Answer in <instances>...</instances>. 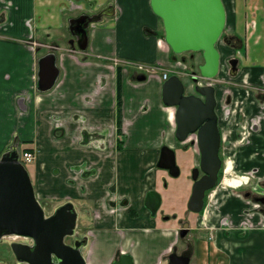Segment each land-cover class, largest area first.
<instances>
[{
  "label": "crops",
  "instance_id": "crops-1",
  "mask_svg": "<svg viewBox=\"0 0 264 264\" xmlns=\"http://www.w3.org/2000/svg\"><path fill=\"white\" fill-rule=\"evenodd\" d=\"M108 1L111 0H0V41L6 51L0 53V63H8L6 68L0 69V93L7 96L3 103L9 108L4 118H11V110L14 106L13 93L16 96L33 90L38 59L49 51L40 43L57 44V63L60 67L58 81L50 91L34 95L31 110L35 112L36 118L42 121L45 134L51 137L54 143L64 142L65 150L71 148V151H63L60 155L53 156V163L50 165L38 163V177L43 187L40 191L45 192L44 186L50 177L54 178L52 189H55L52 192L55 194L65 192L67 194H61L63 197L72 196L80 201L81 225L93 238L91 247L84 252L86 264H108L120 249L129 251L135 264H156L175 241V234L172 229L166 227V223L155 220L150 224L146 217L147 212L142 206V197L152 179L142 180V175L139 176L132 201L127 195V190L118 189V196L127 198L128 204L120 215L106 213L104 205L109 196L107 188L111 183L110 177L106 182L104 181V184L92 182L91 177L97 176L98 172L109 175L117 169L116 163L123 151L115 150V153L113 152L106 159L111 161L108 167H105V162V165L99 167L97 171L96 167L102 163L106 154L104 151L102 153L93 149L92 145V147L83 146L80 142L83 118L78 115L89 118L91 126L101 127L103 120L113 112L115 73L111 70L112 65L107 61L114 59H121L124 62L136 61L158 70L151 73L146 81L139 83H133L126 75L121 74L122 116L123 124L127 126L124 133L126 137L128 138L130 129L137 122L143 101L146 99L150 100L152 110L160 113L159 125L155 126V132L156 134L158 132L159 136L155 143L156 152L159 142L164 137V131L169 129L170 122L165 117L166 110L161 102L162 81L159 71L170 65L171 52L162 40L163 34L160 32L163 30L162 21L147 6L146 1L121 0L122 9H111L109 14H101L102 17L98 21L89 24L88 47L85 52L68 51L69 19L83 13H99ZM7 10L15 12L7 13ZM245 10L251 11V9H243L235 23L240 22L239 25H242L241 18ZM230 11H234V15L228 18L232 19L231 24L235 25L237 12L235 9ZM257 39L262 40L256 34L250 44H257ZM12 48L14 54H11ZM259 53L263 59L264 42L261 43ZM101 77L107 79L103 85L105 87L97 88L95 91L100 85ZM141 93L144 95L142 98ZM52 117L59 118L60 124L64 126V134L60 139H56L52 134L56 124ZM253 142L254 145L247 147L246 150L251 154L256 151L263 153L264 129L261 135L254 136ZM36 143L38 146L39 142ZM126 144L125 141L124 146ZM148 155L152 158V151ZM245 157H248L247 153L239 156L241 161L238 164L236 162L238 167L246 169L247 166H258L261 169L259 174H264L263 157L258 156L261 161L251 156H249L250 161H246ZM58 161L62 164L64 176L62 175L59 185L55 186L54 172L57 171H53L52 168L58 167ZM148 162L150 166V160ZM82 166L95 172L83 178L79 177L78 168ZM74 167L77 172L73 170ZM79 186H83V190H80ZM52 192L46 191L47 194ZM133 208L136 214L129 212V209ZM95 211H99V214L96 217L91 215L90 218L89 215ZM236 211L238 212V209ZM143 222L149 223V226L142 225ZM216 238L219 246H216L215 242L210 247H206L205 243L200 246L201 264H211L210 261H213L212 264L217 261L219 264H264V228L246 231L221 229L217 232ZM158 239L163 242L153 252L154 254L144 250L142 255V247L146 248L150 241ZM257 239L259 244H256Z\"/></svg>",
  "mask_w": 264,
  "mask_h": 264
},
{
  "label": "flooded vegetation",
  "instance_id": "flooded-vegetation-1",
  "mask_svg": "<svg viewBox=\"0 0 264 264\" xmlns=\"http://www.w3.org/2000/svg\"><path fill=\"white\" fill-rule=\"evenodd\" d=\"M144 1H146L147 6L150 7V3H149L150 0H144ZM222 1L224 3V0ZM122 4H123V1L121 0H111V1H108L107 4H105L101 8L103 10H101L99 13L89 14V15L109 14L111 9H122L123 7ZM259 5L261 6V9H251V11L249 10V12L247 10L244 11V14L241 18L242 25H239L240 22H238V24L235 23L236 21H238V18H239V13H238L239 9H235L237 12L236 20L234 21L235 25H232V30L230 32L224 33L225 28L227 26V22H228V9H226V5L224 3V7L226 11V22H225L224 31L218 40V42L222 40L226 46L230 47L231 49L235 51L234 55L226 59L228 72L231 73L233 76H236V79L238 77L243 76V81L245 82V83L240 84L241 87L238 88L239 96L244 97L245 107H246L245 112L243 114V123H239L238 121H235L234 123L236 126L238 125L241 126V130L238 127L239 128L238 134L233 135V138H234L233 141H237L238 143L235 144L230 139V137H228V135L224 133V128L222 126L224 124L223 123L224 121H222L224 120V118L222 117V114L220 113V110H219L220 100L221 98L224 100L223 109L225 110H222L223 115L225 113L229 116L232 114L231 113L232 109L228 111L229 108L227 105H230V103L232 102V97L235 96V94L233 93L234 91L231 87L225 88L223 90V89H220L219 85H217L215 82L216 75L222 69V63H221L222 52L220 51L218 47V42L216 46L220 53L219 69H218L217 74L211 79L204 78L200 76L199 74L198 65L203 62V57H202L201 52H193V53L185 52L183 54L185 57L184 61L180 57V60L184 64L185 71H186V72L185 71L183 72L184 73L183 76L179 75L183 83L185 95L194 94L204 100V96L197 93L194 90V87L196 85H199V86L212 85L214 87V98H215L214 112L217 116V127L219 131L218 155L220 157V168L218 171V177H217L215 186L205 191L204 193L202 209L198 212H194V211H191L188 207V200L191 195L193 183L195 181L192 175L195 169H196V175H195L196 179H199L204 174L200 166L201 150L198 145L197 130L194 132L188 133L184 139L179 140L176 137V133H175L176 124H175V128L173 129L172 135L170 137H169V132L164 131V137L159 142L160 144L158 146L157 152L155 148V143L152 146L153 147V149H151L152 159L150 160L149 168L155 166L157 169H153V168L151 169V171L153 172L151 176L152 182L150 186H148L147 189L143 193L142 206L147 212L146 217L150 223H152V221L154 222L155 220L157 221L159 220L160 222L162 221V223L171 222V224L173 223L177 224L178 222L179 224L178 230L174 231L175 241L170 245L168 251L164 253V255H162L161 257L162 260H165L164 264H168L169 255L174 252L177 255L188 256L189 257L188 264H190V262L192 261L191 260L192 254L193 255L197 254L199 255L197 264H201V259H202L201 254L202 253H201L200 246L198 243H203L204 245L205 242L204 240H201L200 238H198V240L195 241V244H194L195 247H194L191 241L189 239H186V235L189 233L190 229H192L189 226L190 224L189 219H184L182 218V216L178 217V215L182 212L187 217H189L188 215H195V216L200 215L201 220H203L201 221L202 228H207V229L208 228L211 229L212 227L214 228L213 224L208 225L204 222L206 209L208 206L207 195L209 191H212V190L215 191L214 193H216L215 189H217V187L221 183L222 184L224 183L223 186L227 187L225 185L226 179H239L240 180L239 185L238 184L236 185L228 184L234 189H237L242 185H245V188L246 187L247 188L244 191L242 196L238 192H236L237 195L241 196V197H237V196L235 197L237 200L235 203L237 204V207L234 204V201H232L230 202L229 207L227 208L230 211L231 219H229L227 209H225L224 212L222 213L223 214L222 218L219 220V223L217 224V228H219V230L216 229L213 236H210V239H216L217 231H221V229H224L226 231L231 230V226L233 224L235 226V228L233 229H240L243 231L264 228V174L263 175L259 174V171L261 169L258 166H253V167L247 166L248 168H246L244 172L240 167H238L234 159L236 148H238L236 147L238 146L237 144H241V142L247 143L248 141L251 140V138L253 139L254 136H256V134L261 135L264 129V58L261 59V56L259 53L261 43L264 42V30H263L264 0H260ZM83 14H87V13H83ZM238 25L240 28H242L245 31V34L243 33V35L245 36L244 38H242L241 33L239 32V30H237V28L239 29ZM88 27H89V24H88ZM68 32H69V38L67 39L68 51L85 52V50L88 47V41H87V44L84 50L77 47L76 37L71 32L70 19L68 21ZM256 34H257V37L258 36L261 37L262 40L257 39L258 41V42L256 41L257 44H252V43L249 44V42L252 41V37H255ZM40 45L45 46L47 49H49V51H47L46 53L52 52L56 55V65L59 69V73H58V76L55 82L56 84L58 81L59 75H60V67L57 63L58 57H57V50H56L58 49V46L55 43L51 45H43L40 43ZM247 45H250V49ZM244 46L248 47L247 51L250 54V56L247 55L246 57L245 65L243 64L242 59L237 54V51L241 49V47L244 48ZM171 58H172V53H171ZM174 61L175 59L172 58L171 63H173ZM107 62L108 64L112 65L111 70H113V72L115 73V81H114L115 82V87H114L115 96H114L113 112L110 113V115L109 114L107 115L108 118L105 116L106 119L103 120V126L101 127L95 126V125L91 126V120L89 118L83 115H78V116H81V118H83L81 122V127H80L81 144L87 147H90L92 145L93 147L92 146L91 147L93 149H97L98 152L101 151L103 153L104 151L106 156L103 160L108 159L109 156L113 154V152L115 153V150L121 151L125 144L126 135L124 133H125V128H127V126L123 124V116H122L121 74L123 73L124 75H126L128 79L132 81L133 83H139V82L146 81L151 73H155L158 71L153 66L145 65L143 63H138L136 61H125L124 62V60H121V59H114L112 61H107ZM186 62L188 64H186ZM37 66H38V63H37ZM140 66L141 68H139ZM172 71L173 70L170 69L168 66L161 69V71H159L160 80L162 81V83L164 80H166L171 75ZM243 72H244V75H241ZM139 75H144V79L139 80L138 79ZM36 81H37V73H36ZM36 81H35V85L33 86L32 91L30 92L27 91L26 94L22 93L14 97L13 105L15 104L16 109H18L19 114L23 113L22 109H25V110L31 109L32 99H34V95L36 93L38 94L45 93L47 91H50L55 86L54 84L52 88H50L49 90L40 91L36 88ZM106 81L107 79H105L104 77H101L100 85H98V87L95 88V91L97 88L99 89L102 87L104 88L105 86L103 85ZM87 98L90 99V97H87ZM161 102H162V99H161ZM237 102L238 101L236 100L235 103L237 104ZM239 104H237V106H239ZM162 105L165 108V110L170 108V107L165 106L163 103ZM150 110H151L150 100L146 99L145 101H143L142 108L140 109V111L148 113ZM170 112L171 113H169V111H166L165 117L168 115V119L167 117L166 119L171 123V120L174 119V112L173 110ZM238 115L240 116V113ZM238 115H235L237 119H239ZM52 119H54L53 121L56 123L52 134L54 135L56 139H60L61 136L64 134V130H63L64 126L60 124L59 118L52 117ZM164 128H167V126H164ZM33 141H34V138L32 140L22 141L19 137L15 136V139H13V141L12 140L10 141L11 143L7 146L5 152L10 150L12 147H15L21 159V156L25 151H30L32 153V159L30 161L26 162L21 159L22 163L26 167V163H29L33 159H35V155L37 154V153L36 154L34 153L35 150L37 151V147L36 145H33ZM23 142L25 143L24 145L26 144L32 145L35 148V150L33 151L32 149L33 147H29V148L25 147L24 145H22ZM162 146H167L174 151L175 163L179 169L178 175L173 176L171 175L169 168H166V167L163 168V167L157 166V163L160 159ZM258 156L259 157L261 156L264 159V152L263 153L260 152ZM37 168H38V163L35 166V172L33 171L31 172L28 171V172H29V175H30V178H31L34 190H35L36 197L38 201L40 202V204L42 205V207L44 208L43 203L50 204L53 207L52 212L49 213L51 214L55 211V209L59 205L64 204L66 202H71L74 208L76 209L77 221H76V227L74 229V233L72 235L65 236L64 242L72 246L75 242L80 243V245H82L80 247V251L86 263V257H85L84 252L91 247L93 243L92 242L93 238L88 235V231H86L87 229L83 228L81 225L79 210H77L75 206L76 204L75 201L77 200H75V198L72 196L63 197L61 194H55L54 192H52V194L51 193L47 194L46 191L44 193L43 191H40V189L43 187L41 185L42 181H40L38 177ZM73 170L77 172L76 168H74ZM78 170L80 171H79V174L77 175L79 177L82 176V178L85 176H88L89 173L91 172H95L92 169H86L85 166L78 168ZM254 176H255V181H253ZM91 178H95V176ZM174 179H177V180H174ZM170 180L180 181V184L178 186L180 188L184 187V189L187 190V193H188L187 199L185 200V205L182 204L180 206V209L178 210H176V206H173L172 208L170 207V209L166 211H160V208L162 204L164 203L163 195L171 187ZM93 181L94 180H92V182ZM109 186L107 188V192L109 196L106 199L107 201L106 205H104L106 209L105 211L106 213H114V214L120 215L123 208L126 206V204H128V200L127 198L118 196L117 194L118 191L113 186H110V187ZM259 187H261V190L259 189ZM79 188L80 190H83V186H79ZM150 190H156L161 195V203L158 209L156 210L155 216H151L150 211L144 206L145 196L147 192ZM234 194H235V191H234ZM237 209L240 215V218L238 220H237V215L235 216L234 215L235 213L232 212V210H237ZM44 211H45V208H44ZM129 212H133L136 214L135 208L129 209ZM49 214H46V215H49ZM98 214H99V211H95L93 214H90L89 216L90 218H91V215L92 217L93 216L96 217ZM158 216L161 219H157ZM231 220L234 222H232ZM182 228L185 230L183 235H181L180 233ZM178 239H181V242L184 243V247L180 251H178L177 246H176ZM12 241H21L24 243H31L30 239H26L24 237H20V240L13 239ZM12 241H10L8 244L9 249H10V243ZM213 243H214L213 241L211 242L207 241V244H210V245H207L206 247L208 246L210 247ZM122 253H129L132 256V254L129 251L120 249L116 253V256L108 264H111L113 261L118 259ZM14 259H15L14 264H27L25 262L17 261L15 256H14ZM161 259L156 264H161ZM133 262H134V259H133ZM212 262L213 261H210L211 264ZM218 262L219 261H217V263Z\"/></svg>",
  "mask_w": 264,
  "mask_h": 264
},
{
  "label": "water",
  "instance_id": "water-1",
  "mask_svg": "<svg viewBox=\"0 0 264 264\" xmlns=\"http://www.w3.org/2000/svg\"><path fill=\"white\" fill-rule=\"evenodd\" d=\"M152 12L162 21L163 40L172 51V58L185 52H201L203 62L198 65L200 76L213 78L219 69L220 53L217 42L221 37L226 11L222 0H150ZM101 15L82 14L70 19L72 34L77 47L84 50L88 41V24L98 21ZM233 63V62H232ZM59 69L56 55L46 53L38 59L36 88L46 91L55 84ZM138 79H144L139 75ZM194 94L185 95L180 77L173 73L161 86L162 103L175 107L174 121L176 137L184 139L188 133L198 132L201 150L200 166L204 174L195 179L188 207L198 212L203 206L205 191L215 186L220 168L218 155L219 131L214 112L215 98L212 85H196ZM164 164V165H163ZM159 167L169 168L171 175L179 174L174 151L162 146ZM161 203L156 190L147 192L144 206L155 216ZM77 212L71 202L59 205L49 215L38 201L28 170L19 159L15 147L0 157V239L5 236H19L30 239L31 243L12 241L10 249L19 262L27 264H86L81 254L80 243L69 245L64 237L72 235L76 227ZM184 228V227H183ZM181 229V235L185 230ZM189 257L169 255L168 264H188ZM111 264H134L129 253H122Z\"/></svg>",
  "mask_w": 264,
  "mask_h": 264
},
{
  "label": "rangeland",
  "instance_id": "rangeland-1",
  "mask_svg": "<svg viewBox=\"0 0 264 264\" xmlns=\"http://www.w3.org/2000/svg\"><path fill=\"white\" fill-rule=\"evenodd\" d=\"M224 3L226 5V9H228V17H231V16L233 17L234 15V11H230L231 9H239L238 13H241L243 9H261V6L259 5L260 0H224ZM6 12L13 13L15 11L7 10ZM231 20L232 19L229 20L228 18L227 26L225 28L224 33H228L232 30ZM237 30H239V32L242 35V38H244L245 36L243 35V33L245 34V31L240 27L239 29L237 28ZM160 32L161 34H163V30H161ZM247 46L250 49V45H247ZM247 46H244V48L241 47V49L237 51V54L242 59V62L244 65L246 64L245 60H246L247 55L250 56L249 52L247 51L248 50ZM218 47L220 51L222 52V58H221L222 69L216 75L215 82L217 85H219L220 89H223V90L225 88L231 87L234 91L233 93L235 94V96L232 97V102L230 103V105H227L229 108L228 111L232 109L231 115L228 116L225 113L223 115L222 110H225V109H223L224 100L222 98L220 100V105H219L220 113L222 114V117L224 118V120H222L224 121L223 123L225 124V125L224 124L222 125L224 128V133L228 135V137H230V139L233 141L234 140L233 135L238 134L239 128L241 130V126L239 125L236 126L234 123L235 121H238L239 123H243V114L246 109L244 97L239 96V93H238L239 91L238 88L241 87L240 84L245 83V82L243 81V76L238 77L236 79V76H233L231 73L228 72L226 59L234 55L235 51L231 49L230 47L226 46L222 40L218 42ZM4 52L6 51L3 49V46L0 41V53H4ZM7 53H11V52L7 51ZM11 54H14L13 48H12ZM180 57H181L180 55H177L175 61L173 63H170L168 67L173 70L172 72L174 73L176 72L178 73V75L183 76L184 75L183 72L185 71V66L181 62ZM186 64L188 63L186 62ZM7 66H8V63L6 62L0 63V69H4ZM241 75H244V72ZM141 94H142L141 98L144 97L143 93ZM14 97H15V94L13 93V103H14ZM5 98H7V96L4 95L3 93H0V157L5 152L7 146L11 143L10 141L11 140L13 141V139H15V136L19 137L22 141L32 140L34 138L33 145H36L37 151L32 145H29V144L24 145L25 143L24 142L22 143V145H24L27 148L33 147L32 148L33 151L35 150L34 153L35 154L37 153L35 155V159H33L29 163H26V169L29 172L31 171L35 172V166L37 163L43 162V163H47L48 165H50V163H53V156L57 154L60 155V153H62L63 151H67V152L71 151L70 150L71 148H68L65 150L64 142L54 143L52 138L45 134L42 121L36 118L35 112L31 109L29 110L22 109L23 113L19 114L18 109H16V106L14 104L13 109L11 110V118H7V117L4 118V114L8 113L9 111V108H7L3 103ZM236 100L238 101L237 104L241 103L239 104V106H237V104L235 103ZM172 110L174 112L175 108L170 107L166 109V111H169V113H171L170 111ZM155 113H156L155 110H152V108H151V111L148 113L146 112L144 113L140 111V113L138 114L137 122L130 129L128 138L125 137V141L127 144L123 147L121 158H119L118 162L116 163L117 169H115L109 175H107L105 172H102V173L98 172L97 176L93 178L94 180L93 182L96 181L97 183L101 182L102 184H104V181L106 182L107 178L110 177L111 183L109 185L113 186L117 191L118 189H120L121 191L127 190V195L129 199L132 201L133 194L137 189V184L139 183V176L142 175V180L150 179L153 174L151 169L152 168L157 169L155 166L149 168V162L147 163V161L152 159L149 157L148 154L151 151L154 143L158 141V137H159L158 132L157 134L155 132L156 130L155 126L157 125L158 127L159 125L160 113H156V114ZM239 113H240V116L238 115ZM235 115H238L239 119H237ZM166 117L168 119V115ZM160 124H163V123H160ZM168 128H169L168 132H169V137H170L172 135L173 129L175 128L174 119L171 120V123L169 124ZM36 140L39 142L38 143L39 147L36 144L37 142ZM252 140L253 139L251 138V140L248 141L247 143L241 142V144H237L238 146L236 147L238 148H236V152L234 154V159L237 162V164L238 162L241 161V159L239 160V156L241 155L243 156V153L248 154V157H245L246 161H250L249 156L253 158L257 157V159L260 160V158L258 157V155L260 154L259 151L251 154L250 151L246 150L248 146L250 147L254 145V142ZM233 142L235 144L238 143L237 141H233ZM105 162H106V165H105ZM110 162H111L110 160H107V161L106 159L103 160L102 163H100L96 167L97 171L99 167L101 166L105 165V167H108L107 165ZM240 168L242 169V167ZM52 170L57 171V172H54L55 174L54 177L56 178V181H57V182L55 181V186H58L59 181L62 179V175L64 176V173L62 171V164L59 163L58 167L54 169L52 168ZM242 170L245 172V169H242ZM53 179L50 177H48L47 181L44 179L47 182L46 185L44 186V191L52 192L55 189V188L52 189ZM174 180H177V179H174ZM253 181H255V176H254ZM170 182H171V187L163 195L164 203L162 204L160 211H166L170 209V207L172 208L173 206H176V210H178L180 209V206L182 204L185 205V200L187 199V195H188L187 190H185L184 187L180 188L178 186L180 184V181L170 180ZM223 185L224 183L223 184L221 183L218 186L220 188L217 187V189H215L216 193H214L215 191L212 190V191H209L207 195L208 206H207L206 214L204 218L206 221L204 220V222L208 225L213 224L214 228L213 227L211 229L202 228L201 221L203 220H201L200 215H196V216L188 215L189 217H187L183 214V212L178 215V217L182 216V218L184 219H189V223H190L189 226L192 229H190L189 233L186 235V239H189L193 246L195 244V241L198 240V238H200L201 240H204L206 245H210V244H207V241L208 242L213 241L216 243V246H219L218 239L217 238L210 239V236H213L216 229L219 230V228H217V224L219 223V220L222 218V215H223L222 213L224 212V210L229 207L230 202L234 201V204H235L237 201L235 197L236 196L241 197L247 188V187L245 188V185H242L237 189H234L231 186L226 185V183L225 185L227 187ZM259 189L261 190V187H259ZM234 191H235V194L236 192H238L241 196L237 194L235 195ZM61 194L63 195L67 193L63 192ZM79 202L80 201H75L76 203L75 206L77 210L81 209ZM43 205H44L46 214H49L50 212H52L53 207L50 204L43 203ZM232 212L237 214V220H238L240 218L239 211L237 212L236 210H232ZM227 213H228L229 219H231V214L228 209H227ZM157 219H161V218H159L158 216ZM142 225L149 226V223L143 222ZM178 226H179L178 222L177 224L176 223L171 224V222L166 223V227L167 228L169 227L170 229H172L173 232L175 230L176 231L178 230ZM233 228H235L234 224L231 226V229ZM13 239L20 240V237L5 236L0 239V264H14L15 259L8 246L9 242L12 241ZM162 242L163 241L161 239L150 241L147 244L146 248L142 247V250H141L142 255L144 254V250H148L151 253H153L158 248V246L160 247L162 245ZM198 244L199 246L202 245V243H198ZM256 244H259V239L256 240ZM176 246H177L178 251H180L184 247V243L181 242V239H178ZM198 259H199V255L192 254V258H191L192 261L190 262V264H197ZM164 261L165 260L161 259V264H164Z\"/></svg>",
  "mask_w": 264,
  "mask_h": 264
},
{
  "label": "built area",
  "instance_id": "built-area-1",
  "mask_svg": "<svg viewBox=\"0 0 264 264\" xmlns=\"http://www.w3.org/2000/svg\"><path fill=\"white\" fill-rule=\"evenodd\" d=\"M141 68V66L139 67ZM22 157L25 161H30L32 159V153L29 152V151H25L23 154H22Z\"/></svg>",
  "mask_w": 264,
  "mask_h": 264
},
{
  "label": "bare ground",
  "instance_id": "bare-ground-1",
  "mask_svg": "<svg viewBox=\"0 0 264 264\" xmlns=\"http://www.w3.org/2000/svg\"><path fill=\"white\" fill-rule=\"evenodd\" d=\"M229 168V167H228ZM237 176V175H236ZM245 179V178H244ZM226 183H228V184H231V185H236V184H238L239 185V183H240V180L239 179H226Z\"/></svg>",
  "mask_w": 264,
  "mask_h": 264
}]
</instances>
